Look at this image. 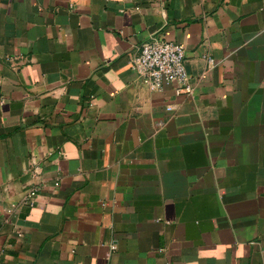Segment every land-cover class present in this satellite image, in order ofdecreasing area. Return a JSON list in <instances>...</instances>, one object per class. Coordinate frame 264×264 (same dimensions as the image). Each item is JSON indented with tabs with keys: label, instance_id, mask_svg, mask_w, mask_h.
I'll list each match as a JSON object with an SVG mask.
<instances>
[{
	"label": "crops",
	"instance_id": "1",
	"mask_svg": "<svg viewBox=\"0 0 264 264\" xmlns=\"http://www.w3.org/2000/svg\"><path fill=\"white\" fill-rule=\"evenodd\" d=\"M0 264H264V0H0Z\"/></svg>",
	"mask_w": 264,
	"mask_h": 264
},
{
	"label": "built area",
	"instance_id": "2",
	"mask_svg": "<svg viewBox=\"0 0 264 264\" xmlns=\"http://www.w3.org/2000/svg\"><path fill=\"white\" fill-rule=\"evenodd\" d=\"M184 45L165 39L141 44L138 53L129 61L130 68L144 84L159 90L169 83H177V94L190 93L189 75L185 68ZM170 107H168L169 109Z\"/></svg>",
	"mask_w": 264,
	"mask_h": 264
}]
</instances>
